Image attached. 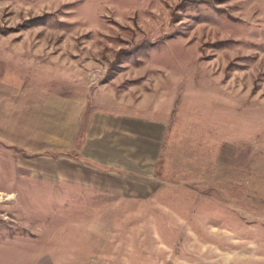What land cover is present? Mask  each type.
<instances>
[{
  "label": "rangeland",
  "instance_id": "374dc122",
  "mask_svg": "<svg viewBox=\"0 0 264 264\" xmlns=\"http://www.w3.org/2000/svg\"><path fill=\"white\" fill-rule=\"evenodd\" d=\"M0 80L167 123L107 201L0 155V264H264V0H0Z\"/></svg>",
  "mask_w": 264,
  "mask_h": 264
},
{
  "label": "crops",
  "instance_id": "0c3cea01",
  "mask_svg": "<svg viewBox=\"0 0 264 264\" xmlns=\"http://www.w3.org/2000/svg\"><path fill=\"white\" fill-rule=\"evenodd\" d=\"M166 135L152 113L94 108L58 86L0 80L1 159L28 180L62 183L64 203L107 201L114 188L123 194L131 181L157 179Z\"/></svg>",
  "mask_w": 264,
  "mask_h": 264
}]
</instances>
